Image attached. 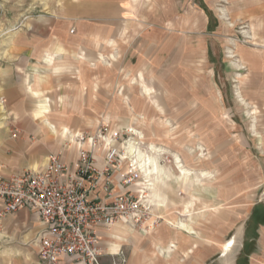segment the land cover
Segmentation results:
<instances>
[{
  "label": "rangeland",
  "instance_id": "rangeland-1",
  "mask_svg": "<svg viewBox=\"0 0 264 264\" xmlns=\"http://www.w3.org/2000/svg\"><path fill=\"white\" fill-rule=\"evenodd\" d=\"M75 22L90 29L74 31ZM63 24L78 36L75 52L102 56L89 65L108 72L106 108L78 111L99 119L82 137L118 131L120 148L132 137L140 149H165L154 152L155 180L121 156L120 167L137 173L134 185L150 179L170 200L151 213L175 215L183 206L173 203L187 201L184 222L204 241L218 238L221 253L264 255V0H0V59L55 38ZM174 155L189 170L183 188Z\"/></svg>",
  "mask_w": 264,
  "mask_h": 264
},
{
  "label": "crops",
  "instance_id": "crops-1",
  "mask_svg": "<svg viewBox=\"0 0 264 264\" xmlns=\"http://www.w3.org/2000/svg\"><path fill=\"white\" fill-rule=\"evenodd\" d=\"M75 23L74 31L90 29L85 27L89 25ZM55 30V38L34 39L21 44L15 54L0 59V171L5 175L27 169L38 171L51 152H60L65 161L74 163L84 144L82 131L89 127L93 132L99 122L97 117L78 111L106 108L101 95L108 93V72L102 65L94 69L89 65L92 61H104L102 56L92 59L75 52L78 36L70 35L67 25ZM23 46L37 50L28 48L31 53H25L27 48ZM45 53L52 54L50 61L47 54L45 59ZM41 109L46 111V121L34 115V111ZM53 109L65 112L56 118L49 114ZM14 131L16 136H12ZM66 139L71 143L68 148ZM104 151L101 139V146L95 151L98 167L102 165ZM140 188L142 185L131 187L134 192ZM95 194L104 195L102 190L92 192L91 196ZM163 200L162 206L166 207L170 200ZM178 200L173 203L175 206L187 202ZM145 204L149 209L151 205L161 206L156 202ZM151 211L141 226L121 221L112 228L99 229L102 248L106 252L124 250L126 264H264V255L259 251L232 248L221 253L218 238L204 241L203 235H197L193 228L180 229L175 222H184L185 212L159 215ZM42 231L37 213L28 208L1 217L0 264H41L38 238ZM262 234L264 238V231ZM220 254L224 255L223 260ZM103 263L109 264V259L105 257Z\"/></svg>",
  "mask_w": 264,
  "mask_h": 264
},
{
  "label": "built area",
  "instance_id": "built-area-1",
  "mask_svg": "<svg viewBox=\"0 0 264 264\" xmlns=\"http://www.w3.org/2000/svg\"><path fill=\"white\" fill-rule=\"evenodd\" d=\"M106 126L101 122L98 133L103 135ZM16 135L14 131L12 136ZM81 138L84 144L74 163L65 161L60 152H51L38 171L10 175L0 171V218L22 208L37 213L43 225L38 238L41 264H104L105 257L109 264H126L124 250L106 252L98 232L119 221L141 226L148 218V206L131 189L137 174L120 167L118 131L112 132L101 167L95 155L101 146L98 134ZM101 190L103 197L91 196Z\"/></svg>",
  "mask_w": 264,
  "mask_h": 264
},
{
  "label": "bare ground",
  "instance_id": "bare-ground-1",
  "mask_svg": "<svg viewBox=\"0 0 264 264\" xmlns=\"http://www.w3.org/2000/svg\"><path fill=\"white\" fill-rule=\"evenodd\" d=\"M39 111L45 112L43 109L38 110V112ZM43 121H46V119L43 118ZM47 125H49V123H47ZM128 131L131 133L136 132V130L134 128H131V127H128ZM101 139L103 141V149H105L111 144L112 135L109 134L107 136H102ZM136 142L137 141L134 140L132 137H129L124 141V144L121 147L122 151H123L122 155H121L122 159H123L122 166H126L128 169L130 168L131 170L133 169V167H136L138 170H140L146 174L150 173L153 177L152 180L158 179L160 176L159 175L160 164H159V160H158L156 154H154V152L155 151H162V153H166V150L162 149V148H157L152 143L149 144V148L147 150H143V149H140L138 147V145H137L138 143H136ZM126 154H129V156L126 157ZM174 160H175V162H174L175 166L178 167V172H179L178 177H179V181H180V186L184 187L185 185H187L189 170L180 165L179 157L177 155H174ZM133 173H135V172H133ZM197 179H199V178H197ZM144 181H147V180L146 179L142 180V182H144ZM148 182H147L148 184L145 183V185H142V188H140L142 194H141V192L138 191L139 195H142L141 198L144 201L156 202L157 205H162L164 203V200H163L164 197L159 195L158 188L153 187L155 185H152V182L150 181V179H148ZM146 190H148V195L143 194ZM187 203L188 202H186L185 205L183 206V208H181L179 210L180 212H186L188 210ZM119 222H121V221H119ZM175 223L177 226L180 227V229L183 228V229H186L187 231H192L191 227L181 220L177 221ZM112 233H114V232H112ZM114 234L117 235L119 238H121L120 235H118L116 233H114ZM227 249H228V247H227Z\"/></svg>",
  "mask_w": 264,
  "mask_h": 264
}]
</instances>
